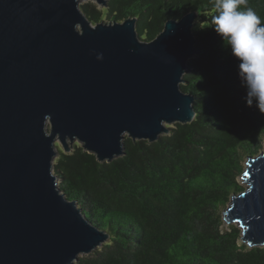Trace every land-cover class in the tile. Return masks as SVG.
I'll return each instance as SVG.
<instances>
[{
	"label": "water",
	"instance_id": "water-1",
	"mask_svg": "<svg viewBox=\"0 0 264 264\" xmlns=\"http://www.w3.org/2000/svg\"><path fill=\"white\" fill-rule=\"evenodd\" d=\"M79 2L0 0V264H76L110 238L62 191L57 140L111 162L126 137L155 142L196 116L181 84L197 11L146 40L136 17L93 23ZM242 179L224 220L239 225L241 242L264 247V151Z\"/></svg>",
	"mask_w": 264,
	"mask_h": 264
},
{
	"label": "trees",
	"instance_id": "trees-1",
	"mask_svg": "<svg viewBox=\"0 0 264 264\" xmlns=\"http://www.w3.org/2000/svg\"><path fill=\"white\" fill-rule=\"evenodd\" d=\"M214 0H108L83 6L93 22L137 18L142 38L154 39L169 19L197 11L196 53L181 84L196 110L191 123H175L158 141L124 139V155L100 162L82 146L59 149L54 172L69 200L110 235L76 264H264V247L241 242L224 211L247 159L264 141V114L246 103L238 61L212 28ZM264 20V0H248Z\"/></svg>",
	"mask_w": 264,
	"mask_h": 264
},
{
	"label": "clouds",
	"instance_id": "clouds-1",
	"mask_svg": "<svg viewBox=\"0 0 264 264\" xmlns=\"http://www.w3.org/2000/svg\"><path fill=\"white\" fill-rule=\"evenodd\" d=\"M212 28L238 61V78L249 107L264 114V20L248 0H214Z\"/></svg>",
	"mask_w": 264,
	"mask_h": 264
},
{
	"label": "rangeland",
	"instance_id": "rangeland-1",
	"mask_svg": "<svg viewBox=\"0 0 264 264\" xmlns=\"http://www.w3.org/2000/svg\"><path fill=\"white\" fill-rule=\"evenodd\" d=\"M86 4H91V5H94L95 7H97L98 9H103L105 6H103V5H100L96 0H80V2H79V6H80V8L82 9V11H84V9H83V6L84 5H86ZM102 21H105V22H112L113 21V19H111L110 17H108V16H106V17H103V19H102ZM137 30H138V28H137ZM138 32H139V30H138ZM139 34H140V32H139ZM141 36V35H140ZM174 126V124L173 125H170V128L171 127H173ZM56 144H57V146H58V149H60L61 151H63V152H65L64 151V149H63V146H62V144L60 143V141L59 140H57L56 141ZM78 146H81V144H80V142L78 141V140H75L74 142H73V144H72V149H71V151H73V149L75 148V147H78ZM70 151V152H71ZM260 151H264V141L262 142V149L260 150ZM65 153H68V152H65ZM57 157V156H56ZM55 157V159H54V162H55V160L57 159ZM246 164L244 163V166H245ZM239 183L244 187V188H247V184L243 181V179H242V177H240L239 179ZM229 205V204H228ZM232 224H234V225H236L237 227H239V225L238 224H235V223H232ZM229 225H231V224H228V223H226L225 221H224V225H223V229L224 230H227V229H229ZM240 228V227H239ZM102 246H100L98 249H100ZM91 254V253H90ZM90 254H82V256L81 257H87L88 255H90Z\"/></svg>",
	"mask_w": 264,
	"mask_h": 264
}]
</instances>
